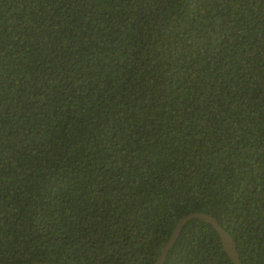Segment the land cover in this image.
<instances>
[{"label":"trees","instance_id":"16d2710c","mask_svg":"<svg viewBox=\"0 0 264 264\" xmlns=\"http://www.w3.org/2000/svg\"><path fill=\"white\" fill-rule=\"evenodd\" d=\"M208 213L264 264V0H0V264H153ZM163 264H234L190 220Z\"/></svg>","mask_w":264,"mask_h":264},{"label":"water","instance_id":"95a60500","mask_svg":"<svg viewBox=\"0 0 264 264\" xmlns=\"http://www.w3.org/2000/svg\"><path fill=\"white\" fill-rule=\"evenodd\" d=\"M192 219H201L209 224H211L216 232L219 234L220 239L222 241L223 247L227 252L229 258L232 260L234 264H242L238 253L235 240L228 234V232L218 223L216 218L211 216L208 213L204 212H194L182 217L177 224L175 225L170 237L165 242L164 246L162 247L159 256L155 260L153 264H163L165 258L175 243L176 239L178 238L182 228ZM32 264H49V263H32Z\"/></svg>","mask_w":264,"mask_h":264}]
</instances>
